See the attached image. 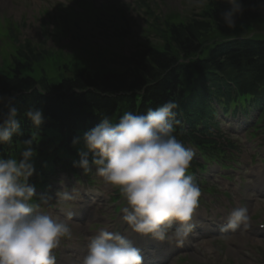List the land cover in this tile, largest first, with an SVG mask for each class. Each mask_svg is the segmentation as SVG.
<instances>
[{
  "label": "clouds",
  "instance_id": "clouds-1",
  "mask_svg": "<svg viewBox=\"0 0 264 264\" xmlns=\"http://www.w3.org/2000/svg\"><path fill=\"white\" fill-rule=\"evenodd\" d=\"M220 13L222 24L233 29L243 12L241 0H227ZM8 111L0 113V145L22 136L21 118L40 129L42 109L21 110L12 97H0ZM178 104L168 101L146 113L124 112L118 122L105 115L101 122L83 134L84 150L73 167L95 174L116 188L126 200L122 220L131 232L160 242L183 245L196 227L201 188L188 173L194 151L174 135ZM35 136L24 140L20 158L0 157V264H57L56 250L62 239L72 237V213L66 216L40 211L42 205L68 206L81 189L63 190L37 198L30 178L35 173ZM73 145L81 143L74 138ZM38 201V202H37ZM251 216L246 206L234 208L221 231L247 228ZM73 223V222H72ZM176 225L175 227H173ZM82 264H143V256L121 231L101 228L87 241Z\"/></svg>",
  "mask_w": 264,
  "mask_h": 264
},
{
  "label": "rangeland",
  "instance_id": "rangeland-1",
  "mask_svg": "<svg viewBox=\"0 0 264 264\" xmlns=\"http://www.w3.org/2000/svg\"><path fill=\"white\" fill-rule=\"evenodd\" d=\"M58 1L38 0V4H34L35 8H31L33 4L27 1H23V4H21L19 0H0V16L4 14L11 21H14L15 27L20 24V27L18 26L17 31L14 32V34L19 35V41H28L33 47L45 48L50 53L59 54L63 52L67 58L71 55L75 58L91 60L94 69L100 64L107 73L117 72L125 68L124 62L131 54L144 46L162 48L163 39L156 34L153 25L165 27L169 23L197 19L200 14L206 11L205 0H147L148 8L139 10L133 7L132 10L121 17L118 13H114V10H116L114 9L116 8L115 4L121 3L119 0H66L73 10L58 5ZM122 1L132 3V0ZM83 2L90 3L87 10L89 16L81 7ZM98 8L107 9L105 12L108 16L105 17L104 15L102 18L97 19L96 12L100 11ZM42 10L47 13L49 18L45 17ZM65 13L71 14L73 19L71 20L69 14L65 15ZM60 15L64 18H59ZM103 22H107V24L104 25ZM57 29L55 35L59 38L57 40L49 38V34ZM221 30H224V28H217L213 34H216L217 31L220 32L217 36L254 35L255 37H264V18L259 17L254 20L250 29H238V33ZM66 32L77 33L78 35H76V38H72V35ZM213 38L214 35L205 37L204 42L206 45H210ZM8 50L9 47L0 51V60L4 61L6 67L9 66L10 56H12L8 53ZM223 125L225 131H231L234 127L231 122H226ZM258 133L260 132L255 133L254 137L247 134L244 135V138L241 136L238 139L234 137L230 139L236 147H241V154L239 155L237 152L231 154V151L228 150L225 159L231 157V160L233 158L249 163L251 161L258 163L257 154L262 151V146H264V144H261L255 147V144L261 138ZM60 172L66 173L65 171ZM65 176H67V173L59 176L63 182L67 181L62 179ZM69 177H71L70 174ZM93 178L98 179L100 177L96 175ZM244 181L246 180L244 179ZM233 183L240 188L245 187L236 178H233ZM101 185L104 186V196H106L100 202L105 207V211L102 213L104 217L97 216V223L91 221L90 228L92 229L88 227L84 233L81 232L82 234H86L87 231L92 232L94 229L98 231L103 221L106 222L108 218L113 219L112 222L115 221L114 210L119 205L112 204L109 197L112 196L116 188L103 182ZM209 186L214 189L212 194L214 195L218 188L222 189L223 186L226 187L228 184L211 182ZM250 194L252 195V193ZM117 197H120V203L126 202L120 193ZM255 201L256 203L252 202L251 205H248L251 221L247 228L242 226L240 230L234 233L222 237L208 238V240H200V244L196 245V249L184 253V256L173 264H264V228H253L254 223H256L255 225H264V199H256ZM81 233L74 231L73 235H77L79 238V241H76L78 247L84 251L87 243L84 239L87 237H82ZM71 238L73 239V236Z\"/></svg>",
  "mask_w": 264,
  "mask_h": 264
},
{
  "label": "trees",
  "instance_id": "trees-1",
  "mask_svg": "<svg viewBox=\"0 0 264 264\" xmlns=\"http://www.w3.org/2000/svg\"><path fill=\"white\" fill-rule=\"evenodd\" d=\"M143 3V1H141ZM243 5L244 14L247 10H252L250 8H256L257 6L261 8L264 12V0H241ZM206 11L199 15V17L194 19H189L186 24L179 23H169L165 27L156 25V34L163 39L164 44L162 48H154L152 46H144L138 49L135 53L131 54L130 58L127 59L125 68L117 72L102 74L99 72L98 76H95L91 81L85 74L79 75L77 79L70 82H63L68 85H72V88L83 89L85 86L91 87L88 92H86L85 99L91 106L94 107L98 114L111 115L115 110L119 108V99L122 102V98L116 96L117 93H128V92H140L142 88L145 87L144 97L141 101L142 107L144 105H151L152 103L156 105H163L166 103L171 96L174 97L175 89L179 88V95L182 94L183 81L180 75L186 78L191 77L190 70L194 69L202 74V78H206L209 70L225 71L227 76L234 78L239 74L238 71H244L252 74V78H246L243 81V86L246 88H251L255 83L264 84V43L255 44L260 45L263 54H258L253 58L248 57L249 60L243 58L246 62L243 64L236 65V62L241 60L240 57L234 55L222 56L217 52H210L205 59H195L192 65L187 68V70L180 75L176 74V70L172 69L175 64V55L177 52L183 53L185 56H191L197 54L201 50V38L207 35L214 27H225L220 19V13L227 9L229 5L227 0H206ZM240 14V15H242ZM236 17V22L239 16ZM227 28V27H226ZM54 38H57L54 36ZM19 50V56L21 58L30 55V45L25 44ZM250 47H245L244 49H249ZM37 57V55L35 56ZM27 61V60H26ZM232 65L234 66L232 68ZM236 66H240L236 68ZM83 74V73H81ZM32 82L29 79H23L20 76L19 69H14L11 77H0V97H7L12 95V93L25 92L27 87L31 86ZM35 96V98L33 97ZM32 97L28 94L22 95L18 101V107H20L21 113H23L26 108L36 105L37 108L42 109L43 113H53L54 116H65V122H70V117L64 114H69L72 108L68 110H61L59 108L53 107V103L45 100L43 98L37 97L34 93ZM37 97V98H36ZM34 98V99H33ZM181 102V101H180ZM82 125V122H79ZM52 127H47L46 133H40L35 131L26 130L25 133L32 132L37 141L41 140L45 136H55L60 134V119H57L54 124H50ZM77 132L82 129H76ZM24 136V135H23ZM20 136L14 139L12 143V148H7L8 152H13L14 148L18 143H22L25 139ZM210 144H214L213 141L202 140L199 143V147L204 150V147ZM0 155L5 157V152L3 147H0Z\"/></svg>",
  "mask_w": 264,
  "mask_h": 264
},
{
  "label": "bare ground",
  "instance_id": "bare-ground-1",
  "mask_svg": "<svg viewBox=\"0 0 264 264\" xmlns=\"http://www.w3.org/2000/svg\"><path fill=\"white\" fill-rule=\"evenodd\" d=\"M75 212H78V211H74L73 213H75ZM77 215V217H84V215H86V214H84V213H78V214H76ZM89 219V217H86L85 218V221L86 220H88ZM85 225V223H82V224H80V225H74L75 226V229L76 230H79V231H81V230H83V226ZM144 244V243H143ZM148 245V247H150L151 245H149V244H147ZM139 247H141V246H139ZM146 251V250H145ZM82 256V255H81ZM79 262L81 263V261L79 260Z\"/></svg>",
  "mask_w": 264,
  "mask_h": 264
}]
</instances>
